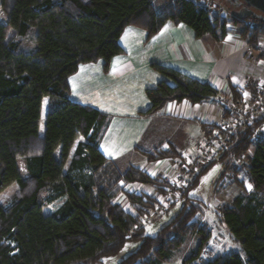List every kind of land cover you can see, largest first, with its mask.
I'll return each mask as SVG.
<instances>
[{
    "label": "trees",
    "instance_id": "obj_1",
    "mask_svg": "<svg viewBox=\"0 0 264 264\" xmlns=\"http://www.w3.org/2000/svg\"><path fill=\"white\" fill-rule=\"evenodd\" d=\"M0 5L6 15L5 24L0 23V193L12 184L18 186L13 203L0 204V264H102L128 241L140 246L118 264H164L194 235L198 244L182 264H264V139L252 141L264 118L233 141L237 157L255 148L246 166L253 192L238 196L220 211L221 222L243 256L232 252L204 258L211 232L197 221L203 213L199 202L185 197L188 205L155 236L147 235L142 220L156 198L126 191L119 182L153 186L157 180L134 167L123 173L115 168L108 171L112 163L99 150L108 115L69 99V78L82 64L103 60L107 67L123 53L119 40L128 26L147 30L151 38L168 23L185 24L197 38L221 41L232 24L257 46L264 37L263 23L235 14L222 19L200 0H171L161 12L155 0H0ZM31 36L34 39L27 44ZM153 68L172 84L162 81L146 91L151 104L144 113L148 116L160 113L168 103L202 105L221 95L209 83L171 67ZM81 138L86 143H79L70 159ZM147 157L158 162L180 155L159 150ZM20 159L26 161V176L20 171ZM213 164L201 170L189 191ZM229 171L243 188L236 178L238 171L227 167ZM224 177L223 173L219 181ZM46 193L50 203L65 199L54 213L47 210ZM120 195L136 213L118 203Z\"/></svg>",
    "mask_w": 264,
    "mask_h": 264
},
{
    "label": "crops",
    "instance_id": "obj_2",
    "mask_svg": "<svg viewBox=\"0 0 264 264\" xmlns=\"http://www.w3.org/2000/svg\"><path fill=\"white\" fill-rule=\"evenodd\" d=\"M170 1L155 0V6L161 12L166 10ZM263 41L264 37H261L259 43ZM119 42L123 53L113 57L107 67L103 60L82 64L69 78V99L108 115L109 121L99 141V150L122 173L134 167L156 179L162 175L163 170H168L169 164L167 160L150 162L148 154L159 150H172L182 156L189 152L198 141L215 132L217 130L215 127L229 118L220 99H225L227 104H231L250 94L255 96L254 87L247 85L245 79L252 77L260 78L259 82L263 81L260 73L264 66L261 65V68L258 62L251 66L245 61L244 47L248 42L238 27L232 24L228 25V33L221 41L209 36L197 38L189 26L168 23L151 38L148 37L147 30L128 26ZM154 65L168 66L198 81L207 82L221 95L202 105H193L187 101L168 103L160 113L148 116L144 113L150 109L151 104L146 91L155 88L162 81L172 84V81L153 68ZM234 90L239 97L235 98ZM47 105L46 98L42 108V123L46 117ZM42 123L41 135L44 133ZM79 143H86V140L81 138L75 143L70 159L74 156ZM254 149L252 147L249 150L248 158L253 155ZM21 160L25 162L24 176H26V161L20 159L19 163ZM218 164L221 168L222 163L218 162ZM20 171L21 173L23 171L21 167ZM218 175L215 179L218 182L216 185L222 187L224 179L219 181ZM236 178L244 188L245 184L241 182L240 172L237 173ZM236 184L239 186L238 183ZM219 187L213 189L216 198L209 209L206 206L205 214L201 217L202 220L205 219L204 223L211 232V239L204 249L203 257L214 258L232 252L243 256L228 227L221 222L218 214L220 211L214 209L224 205L219 198L223 188ZM134 189L139 193H145L149 187L139 184ZM247 189L246 192L252 193L253 185L251 190ZM125 190L128 191L126 188ZM236 191L235 196L228 197L230 200L227 206H232L234 200L245 193L244 189L238 187ZM120 197L125 198L123 195ZM123 207L134 214V209L128 202ZM160 217L153 219L151 223ZM197 244L198 237L196 235L190 237L185 245L174 253L172 260L164 264H182Z\"/></svg>",
    "mask_w": 264,
    "mask_h": 264
},
{
    "label": "built area",
    "instance_id": "obj_3",
    "mask_svg": "<svg viewBox=\"0 0 264 264\" xmlns=\"http://www.w3.org/2000/svg\"><path fill=\"white\" fill-rule=\"evenodd\" d=\"M203 6L211 13L227 20L228 14L223 9L209 3L203 4ZM244 51V59L246 62H249L251 66H254L253 64L255 62H258V66H264V44L261 46L247 44L244 47ZM260 77L263 78V81L261 82L258 81L260 78L257 79L249 77L245 79V83L247 85L254 87L255 96L250 94L233 104H227L220 99L221 105L229 114V120L226 119L221 122L215 133H211L210 135L203 137L189 152L185 154L184 168L188 169L190 173L184 174L186 176H182L177 173H175L177 175L174 174L175 176H173L170 181L171 186L174 188L172 189L174 193L170 194L169 197L162 194H158V196H156L157 207L152 215L148 216L149 218L142 220L143 226L150 224L153 219L157 217L167 215L170 212L172 205L180 200V198L184 195L183 192L198 177L201 170L207 167V164L221 162L222 166L220 168L219 176L224 173V180H234V175L227 172V166L230 164V161L233 163L234 161L238 162L241 159L239 157H232L231 153L234 147L233 141L247 126L251 125L258 119L264 118V68L260 73ZM262 139H264V126L255 133L252 141L256 142ZM227 156L228 158L224 162V158ZM176 161H178L177 158ZM190 166L194 168L192 172L190 171ZM248 175V184L252 187L253 183L250 174L248 173ZM164 177L168 178L169 175L166 174ZM131 186H133V184ZM131 186L128 185L125 188L128 189L129 192L140 194L134 189V187ZM154 192H156V189L152 187L149 192H147V195L152 196L154 195ZM207 209H209V206Z\"/></svg>",
    "mask_w": 264,
    "mask_h": 264
},
{
    "label": "rangeland",
    "instance_id": "obj_4",
    "mask_svg": "<svg viewBox=\"0 0 264 264\" xmlns=\"http://www.w3.org/2000/svg\"><path fill=\"white\" fill-rule=\"evenodd\" d=\"M200 1H202V4L209 3V4H212L213 6H216L218 8L223 9L228 14L227 20H230L232 15L233 14L236 15L237 12L239 11L235 7L228 5L223 0H200ZM5 22H6V15L2 11V8H1V5H0V23L5 24ZM248 24H249L250 27H255V24L252 23V22H249ZM238 29H239V31H242V29L240 27H238ZM33 39H34V37L31 36L30 38L27 39L26 43L27 44H31ZM263 44H264V41L262 43H259L260 46L263 45ZM240 100H242V99H239V101ZM222 101L226 102L225 99L222 100ZM231 104H233V103H231ZM263 112H264V110H263ZM227 119L229 120V118H227ZM216 127H219V125L216 126ZM42 129L43 130L45 129L44 121L42 123ZM215 132H213V133H215ZM42 133H43V131H42ZM185 154H184V156L182 155L180 157H176L178 159V161H176V158L165 159V160H167V162L169 164L168 170H163L162 171L163 173H161L162 175L156 177L157 183L154 184L153 186H148L149 189L146 191V193L149 192V190L152 187H154L156 189V192H154V195H152V197H155V198H156V196H158V194H162V195H164L166 197H169L170 194L174 193V191L172 190L174 188L170 184V181H171L172 177L177 175V174L183 176L184 174H189L190 173L188 171V169L184 168ZM231 154H232V157L238 158L237 156L234 155L233 152ZM248 157H249V155L247 157L244 156V158H243V156L239 157L241 160H239L238 162L234 161L233 163L230 161V164L227 166V167H229V170L230 169H234L235 171L240 172V177L242 178L241 182H243V184H245L244 188H242L241 185L238 186L234 182V180H227V179H225L222 182L223 183L222 187H219L221 185L217 186L216 184L218 182L215 181V179H216V177H217V175L219 173L220 165L218 164V162H213L215 164H213L201 176V178H200L199 182L197 183V185L193 189H191V191H189V189L191 188V186L193 184V183H191V185L183 192L184 195L180 198L178 203L174 207L171 208L170 213L168 215L163 216L162 218L160 217V218H158V220H156L153 223H151V225L146 226V229H145L146 234L150 235V236H154V235L157 234L158 231H160V229L163 226H165L168 223H170L171 220L180 212V210L183 208V206L184 205H188V203L185 200V197H187V196H190V198L192 200H194L195 202H199V204L202 205L203 213H202L201 216H199L197 218V221H199L200 225H206L204 223L205 219L203 221L201 217L205 214L206 206L213 205L212 202L216 198L214 196L215 194L213 193V189L214 188L215 189H217L218 187L219 188H223L222 195H220V197H219V198H221L222 203H224L223 206H227L228 205L229 200H230V199H228L229 196L230 197L235 196V194L237 193V191H236L237 187L241 188V190L244 189V191H245L244 194H250V193L246 192L248 190L247 188H249L248 187V185H249L248 184L249 175H248V171H247V167H246L247 166V158ZM227 158H228V156L224 158V162H225V160H227ZM174 161H175V164H174ZM19 164H20L21 169L23 170L22 174L25 175L26 174L25 173V162L23 160H21ZM208 165L209 164H207V166ZM190 167H191L190 171L192 172V170L194 168H192V166H190ZM114 168H115V166L111 165L108 168V171H112V169H114ZM175 173H177V174H175ZM229 173H232V172L229 171ZM166 174L169 175L168 178L164 177ZM184 176H186V175H184ZM214 181H215V185H214ZM139 184H142V183H135V185L133 184L132 187L139 186ZM119 186L124 188V187L128 186V184L121 183V181H120L119 182ZM17 189H18L17 184H12L7 189H5L3 192H1L0 193V204L3 205V206H10L13 203V201L15 200V197H16L15 193H16ZM49 196H50V193H46V194L43 195V198H44V201L46 203L47 210H49L50 212L54 213V212H56L57 210H59L63 206V204L65 202V199H59V200H56V201L50 203V202L47 201ZM120 196H122V195H120ZM120 199H121V201H120ZM155 200H156L155 201V206L153 207L152 210L149 211L148 216L152 215V213L154 212L155 208L157 207V199H155ZM118 202L119 203L121 202V204L123 206H125L128 201H127L126 198L122 199V197H120L118 199ZM204 203H205V205H203ZM223 206H219L218 208L215 207L214 209L215 210L218 209L217 211H221V208ZM134 213H136L135 209H134ZM218 214H220V212ZM148 216L146 215L145 218L146 219L149 218ZM139 246H140V242L128 241L119 254H117L116 256H113V257H108L106 260H104L103 264H114V262L116 264H118L124 258H126L130 254L135 252L139 248Z\"/></svg>",
    "mask_w": 264,
    "mask_h": 264
},
{
    "label": "water",
    "instance_id": "obj_5",
    "mask_svg": "<svg viewBox=\"0 0 264 264\" xmlns=\"http://www.w3.org/2000/svg\"><path fill=\"white\" fill-rule=\"evenodd\" d=\"M230 6L239 10L236 14L239 18L259 20L264 24V0H231Z\"/></svg>",
    "mask_w": 264,
    "mask_h": 264
},
{
    "label": "flooded vegetation",
    "instance_id": "obj_6",
    "mask_svg": "<svg viewBox=\"0 0 264 264\" xmlns=\"http://www.w3.org/2000/svg\"><path fill=\"white\" fill-rule=\"evenodd\" d=\"M224 2H226L228 5L231 4V0H223Z\"/></svg>",
    "mask_w": 264,
    "mask_h": 264
},
{
    "label": "snow or ice",
    "instance_id": "obj_7",
    "mask_svg": "<svg viewBox=\"0 0 264 264\" xmlns=\"http://www.w3.org/2000/svg\"><path fill=\"white\" fill-rule=\"evenodd\" d=\"M248 187H249V190H251V185H248Z\"/></svg>",
    "mask_w": 264,
    "mask_h": 264
}]
</instances>
